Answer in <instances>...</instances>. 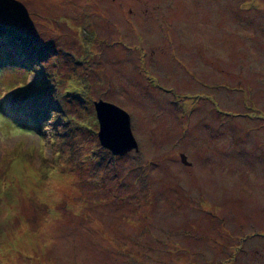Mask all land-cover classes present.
Masks as SVG:
<instances>
[{
  "label": "rangeland",
  "instance_id": "rangeland-1",
  "mask_svg": "<svg viewBox=\"0 0 264 264\" xmlns=\"http://www.w3.org/2000/svg\"><path fill=\"white\" fill-rule=\"evenodd\" d=\"M261 167L264 0H0V264H260Z\"/></svg>",
  "mask_w": 264,
  "mask_h": 264
},
{
  "label": "water",
  "instance_id": "water-1",
  "mask_svg": "<svg viewBox=\"0 0 264 264\" xmlns=\"http://www.w3.org/2000/svg\"><path fill=\"white\" fill-rule=\"evenodd\" d=\"M95 110L99 123L98 138L104 147L113 154H125L133 148L139 149L131 129L130 115L125 110L103 100L95 102Z\"/></svg>",
  "mask_w": 264,
  "mask_h": 264
},
{
  "label": "crops",
  "instance_id": "crops-1",
  "mask_svg": "<svg viewBox=\"0 0 264 264\" xmlns=\"http://www.w3.org/2000/svg\"><path fill=\"white\" fill-rule=\"evenodd\" d=\"M258 148V147H257ZM258 151V150H257ZM257 173H259V174H261L262 176H264V167H261L259 170H258V172ZM261 176V177H262ZM241 177V176H240ZM263 189V188H262ZM264 190V189H263ZM262 204V203H261ZM263 208H264V205H263ZM263 223V222H262ZM263 234V233H262ZM264 235V234H263ZM262 235V236H263ZM240 247H242V246H240ZM235 253V251H233V254ZM238 255L237 256H242V255H244L243 254V252L240 250V252H236ZM246 255V254H245ZM244 255V258H243V260L246 262V256ZM233 259H235V258H233ZM233 259H231L230 260V262L233 260ZM249 261V260H248ZM258 262V261H257ZM260 262V264H263L264 263V261L261 263V261H259ZM229 263V262H228ZM255 263V262H254Z\"/></svg>",
  "mask_w": 264,
  "mask_h": 264
},
{
  "label": "trees",
  "instance_id": "trees-1",
  "mask_svg": "<svg viewBox=\"0 0 264 264\" xmlns=\"http://www.w3.org/2000/svg\"><path fill=\"white\" fill-rule=\"evenodd\" d=\"M131 129H132V128H131ZM234 248H235V249H234V250H235V253H234V254H230V260L233 259V258H235V257H237L238 254L236 253V251H237V252H240V250H241L243 253L245 252V254H246L247 249L245 248V246H243V245H242V247H240V246H235ZM245 250H246V251H245ZM228 262H229V260H227V264H228ZM142 264H144V263H142ZM145 264H146V263H145ZM147 264H149V263H147ZM223 264H226V263H223Z\"/></svg>",
  "mask_w": 264,
  "mask_h": 264
}]
</instances>
